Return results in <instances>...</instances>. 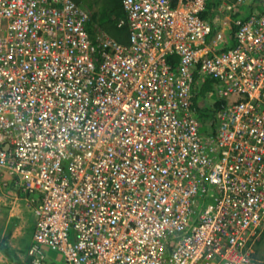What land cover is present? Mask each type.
<instances>
[{
	"label": "built area",
	"instance_id": "obj_1",
	"mask_svg": "<svg viewBox=\"0 0 264 264\" xmlns=\"http://www.w3.org/2000/svg\"><path fill=\"white\" fill-rule=\"evenodd\" d=\"M122 4L128 43L91 35L77 1L0 0V191L35 216L29 264L45 247L66 264H264V12L233 38L207 0Z\"/></svg>",
	"mask_w": 264,
	"mask_h": 264
},
{
	"label": "rangeland",
	"instance_id": "obj_2",
	"mask_svg": "<svg viewBox=\"0 0 264 264\" xmlns=\"http://www.w3.org/2000/svg\"><path fill=\"white\" fill-rule=\"evenodd\" d=\"M79 3H83L85 6L90 5L91 10L96 11V25H99L102 30L107 32L112 37L118 39L121 42L128 43L129 42V27L127 25L124 26H118V21L121 18H125L126 14L124 11V7L122 4V0H74ZM227 2V5H225V8L222 10L220 8L221 15L219 16L220 20H227L228 17L231 14H235L237 12H240V14L245 17H249L253 14H258L264 12V0H245V1H238V0H225ZM233 3H235L234 6ZM230 8H229V7ZM218 21V22H219ZM202 82H200V86H196V95L193 98L194 102L196 104H202L205 105L207 108L204 109V114L202 115V130L205 132H209L211 130V126L209 123V119L207 121L209 108L212 105L214 100H218L219 98V84L216 83L214 80L210 79L209 77H202ZM201 102V103H200ZM211 110V109H210ZM207 111V114H206ZM11 186V185H10ZM10 188V187H9ZM9 188H4V190H9ZM12 188L14 186L12 185ZM16 188V187H15ZM16 190L19 192L20 200L19 202L22 203L21 210L19 212L20 217L18 218L19 222L18 224H21L22 232L18 236L22 237L25 243L31 238L32 236V229H33V218L30 215V210L28 211L27 208L28 203L25 200V193L16 188ZM5 195V196H4ZM15 196L11 193L1 194L0 195V205L4 203H9L11 201L15 200ZM7 206L9 209L12 208L15 203L8 204ZM4 212V211H3ZM0 214V233L5 232V228L8 227L9 222L7 221L8 216H6V213ZM16 219V218H15ZM14 219V222H15ZM8 229V228H7ZM17 236V237H18ZM263 240L256 243L255 251L256 256L260 257L264 255V231L262 235ZM259 237V238H260ZM15 249L23 250V247H16ZM46 253L48 255H51L50 257H54L56 254L59 255L60 253L58 251H54L50 249L49 247H45ZM66 264V263H65Z\"/></svg>",
	"mask_w": 264,
	"mask_h": 264
},
{
	"label": "crops",
	"instance_id": "obj_3",
	"mask_svg": "<svg viewBox=\"0 0 264 264\" xmlns=\"http://www.w3.org/2000/svg\"><path fill=\"white\" fill-rule=\"evenodd\" d=\"M211 107V106H210ZM12 188V185H11ZM9 188V190H4L2 188V190L0 191V195L6 194V193H12L16 198L14 201H11L9 203H4L0 205V212L2 213H6V216H8L7 221L9 222L8 224V229L5 228V232L0 233L1 237H6L7 238V242L8 245L12 248V250H14V252L16 253V255H18V257L20 258V260L22 261V264H29L30 263V259L28 256V248L30 247L31 243H32V239H33V234H34V230H35V216L34 214L31 212L30 209H28V211L30 212V215L33 218V229H32V236L31 238H29V240L27 241V243L24 242L25 239H23L21 236L19 237L18 235L21 234L22 232V227L21 224H18V218L20 217L19 212L21 210L22 203L19 202L20 200V195L19 192L16 191L17 195L14 194V190ZM13 190V191H10ZM5 196V195H4ZM11 203H15V205L12 206V208H8L7 206H9L8 204ZM29 208V207H27ZM0 213V214H1ZM16 218V219H15ZM15 219V222H14ZM17 220V221H16ZM18 236V237H17ZM263 240L262 237H260L257 240V243L259 241ZM16 247H23V250H18L15 249ZM264 251V250H263ZM0 253L4 254L9 260V262H1L0 264H13L14 262L0 249ZM51 255L47 254V261L46 264H65V260L63 258V256L61 254L59 255H55L54 257H50ZM260 258V257H259ZM260 259L264 260V255L261 256ZM15 264V263H14Z\"/></svg>",
	"mask_w": 264,
	"mask_h": 264
},
{
	"label": "trees",
	"instance_id": "obj_4",
	"mask_svg": "<svg viewBox=\"0 0 264 264\" xmlns=\"http://www.w3.org/2000/svg\"><path fill=\"white\" fill-rule=\"evenodd\" d=\"M83 4V3H82ZM220 4H221V0H207V7L206 10L203 12V16L206 17L207 19L210 20V22L213 25V31L216 32L219 24V16L221 15L220 12ZM87 8L89 9L90 13H91V21L89 24V31L90 34L93 35L96 31L98 30H102L100 27H98L99 25H96V11L95 10H91L90 5H86ZM90 7V8H89ZM220 14V15H219ZM247 17L243 16V14L241 15L240 12H237L235 14H231L228 17V21L231 25V35L234 38V34L236 33V30L239 28L240 24L246 20ZM95 24V25H94ZM104 31V30H103ZM231 45L228 46V48H230ZM197 107V113L199 115V118L202 122V115L204 114V109L207 107L201 106L200 104H196ZM213 106V105H212ZM220 107V102L217 101L215 103V105L209 108V112L208 114L210 116H208V119L211 120L214 118V113L215 110H217ZM211 109V110H210ZM207 114V111H206ZM205 115V114H204ZM7 238L6 237H1L0 235V249L15 263V264H22V261L20 260V258L18 257V255H16V253L14 252V250H12V248L8 245L7 242Z\"/></svg>",
	"mask_w": 264,
	"mask_h": 264
}]
</instances>
